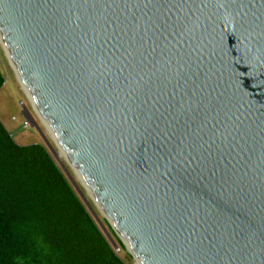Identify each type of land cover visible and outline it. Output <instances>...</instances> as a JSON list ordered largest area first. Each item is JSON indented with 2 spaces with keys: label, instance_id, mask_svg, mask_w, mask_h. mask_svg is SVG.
I'll use <instances>...</instances> for the list:
<instances>
[{
  "label": "water",
  "instance_id": "water-1",
  "mask_svg": "<svg viewBox=\"0 0 264 264\" xmlns=\"http://www.w3.org/2000/svg\"><path fill=\"white\" fill-rule=\"evenodd\" d=\"M0 35L137 264H264V0H0Z\"/></svg>",
  "mask_w": 264,
  "mask_h": 264
},
{
  "label": "trees",
  "instance_id": "trees-1",
  "mask_svg": "<svg viewBox=\"0 0 264 264\" xmlns=\"http://www.w3.org/2000/svg\"><path fill=\"white\" fill-rule=\"evenodd\" d=\"M0 264H128L46 146L17 144L1 120Z\"/></svg>",
  "mask_w": 264,
  "mask_h": 264
},
{
  "label": "rangeland",
  "instance_id": "rangeland-1",
  "mask_svg": "<svg viewBox=\"0 0 264 264\" xmlns=\"http://www.w3.org/2000/svg\"><path fill=\"white\" fill-rule=\"evenodd\" d=\"M0 65L5 79L4 87L0 90V120L17 144L25 146L33 143H42L46 146L95 218L101 230L106 234L109 241L114 246H117L114 238V235H117L112 229V226L99 211L95 202L82 185L79 177L50 136L39 115L35 112L31 101L22 89L1 42ZM118 249V254L122 257L125 255V258L128 259V264H137V261L129 254L127 249L126 253L119 247ZM127 254L131 257H127Z\"/></svg>",
  "mask_w": 264,
  "mask_h": 264
},
{
  "label": "bare ground",
  "instance_id": "bare-ground-1",
  "mask_svg": "<svg viewBox=\"0 0 264 264\" xmlns=\"http://www.w3.org/2000/svg\"><path fill=\"white\" fill-rule=\"evenodd\" d=\"M0 42H1V44L3 45V48H4L5 52H6V55H7L8 59H9V61H10V63H11V66H12L13 70L15 71L16 75H17V78H18V80H19V82H20V84H21V86H22V89L24 90V92L26 93L27 97H28L29 100L31 101L32 106H33L34 109H35V112L39 115L40 119L42 120L43 124L45 125L46 129L48 130L50 136H51L52 139L55 141L57 147L61 150V152L63 153L64 157H65L66 160H67V156H66V154L64 153L63 149L61 148V146L58 144L57 140H56L55 137L53 136V133H52L50 127H49L48 124L45 122V120H44V118H43L41 112L39 111V109H38L37 106L35 105V102H34L32 96L29 94V92H28V90H27V88H26L24 82L22 81L21 77H20L19 74L17 73V70H16V68H15V66H14V64H13V62L11 61L9 51H8L7 48L5 47V45H4V41H3L2 37H1V35H0ZM67 161H68V160H67ZM68 163H69V162H68ZM71 167H72V166H71ZM77 178H78V177H77ZM79 179H80V178H79ZM80 181H81V179H80ZM81 182H82V181H81ZM82 183H83V182H82ZM82 185H83V184H82ZM83 186H84V185H83ZM84 187H85V186H84ZM85 189L87 190V192H88L89 196L91 197V199H92V200L95 202V204H96L97 202L94 200L93 195L91 194V192H90L86 187H85ZM96 206H97V208L99 209V211L104 215V217H106L107 215L105 216V214H104V212L102 211V209L100 208V206L97 205V204H96ZM136 261H137V260H136ZM137 263H138V262H137Z\"/></svg>",
  "mask_w": 264,
  "mask_h": 264
},
{
  "label": "built area",
  "instance_id": "built-area-1",
  "mask_svg": "<svg viewBox=\"0 0 264 264\" xmlns=\"http://www.w3.org/2000/svg\"><path fill=\"white\" fill-rule=\"evenodd\" d=\"M114 249H115V252L118 254V252H119L118 247L117 246H114Z\"/></svg>",
  "mask_w": 264,
  "mask_h": 264
}]
</instances>
